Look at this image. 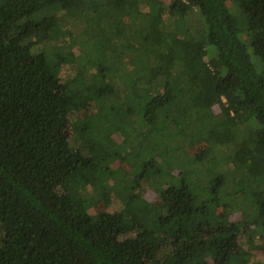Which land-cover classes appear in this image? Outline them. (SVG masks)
<instances>
[{"label": "trees", "instance_id": "1", "mask_svg": "<svg viewBox=\"0 0 264 264\" xmlns=\"http://www.w3.org/2000/svg\"><path fill=\"white\" fill-rule=\"evenodd\" d=\"M242 7L244 24L259 31L253 48L264 61V0H242ZM196 8L197 32L187 20ZM231 11L228 0H0V264H234L227 232L241 223L214 222L226 184L221 171L208 187L169 171L173 183L158 189L162 204L147 224L137 219L144 174L131 181L122 211L89 213L122 149L108 131V103L99 121L75 118L74 93L99 85L121 100L129 134L138 136V167L143 148L155 154L150 144L175 132L187 142L212 136L211 148L190 156L196 165L216 146H232L233 165L244 169L239 193L253 205L243 229L260 226L264 234V78ZM64 20L78 31L68 82L55 53ZM33 40L43 49L30 60ZM155 111L157 129L145 132ZM69 122L79 150L62 141ZM166 128L168 136L160 133ZM205 226L216 229L209 241ZM197 247L212 251V263ZM239 255L242 264H260Z\"/></svg>", "mask_w": 264, "mask_h": 264}, {"label": "rangeland", "instance_id": "2", "mask_svg": "<svg viewBox=\"0 0 264 264\" xmlns=\"http://www.w3.org/2000/svg\"><path fill=\"white\" fill-rule=\"evenodd\" d=\"M168 3L170 0H167ZM80 4L81 0H75ZM229 7L233 10L232 16L234 19H238L239 22V37L248 49L251 61L253 63L255 71L264 78V61L261 54H258L253 48V41L257 38L259 31H251L248 29L247 24L242 21V0H228ZM197 8L187 15L189 26L193 27L196 32L200 30L201 19L197 12ZM63 13V12H62ZM62 13H58L60 16ZM238 14V16H236ZM62 30L61 39L57 42L55 53L64 65L62 79L64 82L71 80L72 75L75 73V68L72 67L76 61L77 47L73 44L78 36V31L75 28L68 26L65 23ZM134 31V28H132ZM43 44L37 40H33L26 47L27 55L30 60H33L38 55ZM84 49V46H81ZM129 101L132 103L131 98ZM104 102L108 103L112 108V114L110 117V123L108 124V131H112V138L114 141L120 144V156L110 163L111 177L109 179L108 187L99 195L94 203L90 205L89 213L92 215L100 214L102 212H114L122 211V197L125 194H129V188L135 185V182H131L137 175L138 177L144 174L143 180L139 181L142 189L144 208L137 216V219L143 223H148L153 217H155L162 204L159 188L166 187L167 182L172 179L169 171L173 175H179L183 172H187L192 175L196 184L203 187L211 186L212 176L216 174L215 171L223 172L225 176V185L220 190L218 206L216 207V215L214 222L217 223H241L238 228H229L227 237L230 240L231 249L233 253L238 254L235 256L234 264H242L244 258L239 253H250L253 256L255 263L264 264V234L260 233V226H250L249 230L243 229V223L246 221V215L251 211L253 205L249 202V195L239 193L241 189L245 187V181L242 179L241 174L244 169L235 167L231 160V147L216 146L207 158L194 164L191 161L190 156H199L204 149L212 147V136L206 135L205 137L195 139L190 142L184 140V134L175 132L171 137H166L158 141L152 142L149 146L150 150L153 149L154 153L148 154V149L143 148L144 156L142 158L140 167H138V161L136 160L134 152L137 150L138 136H130L132 127L127 125L128 115L124 112L121 106L120 98L113 97L108 93V90L103 85L92 86L89 90L77 91L72 96V105L78 109L75 112L78 119L91 118L93 121H99L101 118V112L104 110ZM215 113L219 112V107H214ZM160 118V113L155 111L150 115V128L146 127L145 132L149 130L156 131L155 121ZM253 120L244 124L243 127L249 131L253 125ZM136 130L139 132L141 129L138 124H135ZM164 128L161 127L160 130ZM140 129V130H139ZM143 130V129H142ZM106 133V132H105ZM162 135H170V129L166 128L160 131ZM71 122L65 126L62 130V141L69 142V146L74 150H79L80 139H75ZM139 156V155H137ZM168 156V157H167ZM157 158V159H156ZM141 159V158H140ZM214 163V164H213ZM212 166V167H211ZM211 167V170L209 169ZM217 175V174H216ZM147 177H152L151 180H146ZM130 181V185L126 188L125 184ZM145 180V181H144ZM175 182V181H174ZM221 183V182H220ZM124 186V187H123ZM202 188V187H201ZM140 189V190H141ZM91 191V189H89ZM92 192V191H91ZM219 193V190L218 192ZM215 194L208 196L209 200L216 197ZM206 201V197L200 200L201 203ZM215 206V205H213ZM228 211H227V210ZM202 214H198L196 218H200ZM261 223V222H260ZM215 230L212 226L203 227L204 237L207 241L214 237ZM196 237V236H195ZM197 254L204 255L207 260L210 259L209 255H213L212 251L204 247H197ZM144 264H151L149 258H145Z\"/></svg>", "mask_w": 264, "mask_h": 264}]
</instances>
